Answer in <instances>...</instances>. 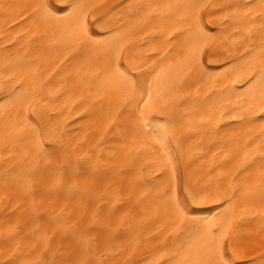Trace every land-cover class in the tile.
Segmentation results:
<instances>
[{"label":"snow or ice","instance_id":"obj_1","mask_svg":"<svg viewBox=\"0 0 264 264\" xmlns=\"http://www.w3.org/2000/svg\"><path fill=\"white\" fill-rule=\"evenodd\" d=\"M0 7L6 14L31 7L27 43L47 38L34 58L19 49L15 61L5 57L4 71H16L3 81L0 117L6 143L21 159L3 180L5 208L13 205L16 222L5 220L0 264H264V0L129 4L120 29L99 33L93 31L94 23L100 27L96 5L81 0ZM212 10L221 13L223 30L231 27L227 22L250 25L228 34L219 71L204 62L213 54L209 46L223 47L203 22ZM138 32L145 43L166 46L157 66L176 53L163 78L149 79L126 55ZM93 81H99L93 98L99 139L80 155L81 145L66 137L64 126H49L30 98L59 99ZM236 117L246 138L218 149L224 164L235 161L232 181L227 187L191 182L187 164L181 173L185 145L199 135L196 147L211 151L224 138L221 120ZM107 139L116 143L105 154ZM145 152L151 154L147 168L139 164ZM207 204L217 211L200 214ZM244 213L261 220L246 246L238 243Z\"/></svg>","mask_w":264,"mask_h":264},{"label":"bare ground","instance_id":"obj_2","mask_svg":"<svg viewBox=\"0 0 264 264\" xmlns=\"http://www.w3.org/2000/svg\"><path fill=\"white\" fill-rule=\"evenodd\" d=\"M37 2L38 0H0V4L2 5L30 6ZM81 2L96 5L94 14L96 15L97 21L100 23V27H97L94 23L93 31L99 33L106 31L108 28L113 30L120 29V26L124 25L125 21L128 19L130 10L127 9L126 6L129 4L186 3L189 2V0H81ZM214 2L256 4L259 0H214ZM18 11H23V15H15ZM31 12V7H24L22 9H10L6 14L5 9L0 7V104H2L3 100L6 98V90L3 87V81L7 80L16 71L15 68L8 72L4 71L6 62L5 57L7 56L9 59L15 61L17 49H19L21 55L34 58L39 52L41 45L47 43V38L35 40L34 37H32L35 41L33 44L29 45L27 43L30 36L26 35V33H28L29 28L32 26L27 22L26 17L30 15ZM220 15L221 13L216 10H212L211 16L207 11L203 14L205 27L208 31L217 35L223 45V47H217L215 43L212 44L207 51L213 54H206L204 57L205 65L212 71H219L226 64L225 56L227 53L225 49L230 47L231 44V41L227 39L228 34L238 27L243 28L250 26L247 22L241 24L227 22L231 23V27L223 30L218 20ZM89 19L91 20V17ZM159 22L158 18L157 23ZM256 23H259V21H256ZM150 27L151 26H149V29H145V32H148ZM18 35L23 38L19 40V43H16ZM137 35L140 39L133 38V44L130 46V51H128L126 55L136 58L135 62L139 65L140 71L145 74H150L149 79L154 77L157 73H160L163 78L168 70V65L170 63L174 64L177 58L176 53L173 52L171 61H163V63H159V66H157L154 61L160 62L163 60V57L167 55V52L164 50L166 46L162 45L161 40L145 43L144 41L147 40V37L144 36V33L138 32ZM80 59L82 61L84 60L83 57ZM209 61L212 62L209 63ZM32 67L34 68L35 65ZM41 67H43V65ZM87 70V65H85V71ZM15 83L16 81H13V84ZM222 83H227V81H222ZM98 84L99 81H93L90 88L86 85H81L70 91L66 89V94L60 96L59 99L46 93L42 96L36 95L34 98H30L33 104L37 106V109L44 113V120L49 126H64L66 137L73 138V144L79 143L81 145L80 155L89 152L99 139L95 123L99 117V104L93 105V98L97 92ZM25 86L27 87L28 85L26 84ZM11 87L12 85H9L8 90H11ZM219 87L218 85L216 90H218ZM203 91L201 93L202 96ZM81 97H83V99H81ZM11 107L12 105L10 104L9 108ZM73 109L75 110L73 111ZM77 113H79V115H77ZM32 119L34 121L36 120L35 115L32 116ZM239 119V117H236V119L228 118L221 120V135L224 138L221 140V143L213 147L211 151H202L200 148H197L196 144L200 141L201 137L199 135H193L192 140L185 145L186 155L181 163V173L184 172V165L187 164L191 182H199L201 186L211 183L213 187L219 183L227 187L233 179L232 173L235 171L233 167L235 161L224 164L223 162L227 157H225L224 152L218 151V149L224 148L225 151H228L231 145L243 142L240 137L246 138V130L240 127ZM10 131H14V129H10ZM233 132L238 135L233 137ZM115 143L116 141L107 139L104 145L105 154L107 153V149ZM189 146H191V151H188ZM22 151L23 150L20 148L15 149L16 153H22ZM98 151L99 149H97V152ZM150 155L149 152H145L139 164H143L147 168L151 163L149 159ZM242 155L241 153V156ZM20 159L21 156L19 154L14 157L11 141L9 140L7 143L5 141L3 118L0 117V248L4 247L3 237L8 227V225L5 224V220L9 219L13 224L16 222V216L11 215L13 205L8 204V207L5 208L6 200L4 199L5 192L3 180L6 173L12 175L14 170L18 168ZM258 163L260 162L258 161ZM217 165H222V167H217ZM152 171L155 173V169H152ZM200 207L204 210L200 213L202 215L209 214L208 210L211 212L217 211L216 205L213 204L202 205ZM243 208L244 205L241 204L238 209V215L242 213ZM57 211H59V209H57ZM243 215V222L240 220L237 221V223H241V227L238 230L240 233V240L238 243H242V246H246L249 242L247 239L250 235L249 230L257 228L261 220L259 217L253 218L246 213ZM188 227L194 229L195 226L190 225ZM258 238L259 237H257V239Z\"/></svg>","mask_w":264,"mask_h":264}]
</instances>
